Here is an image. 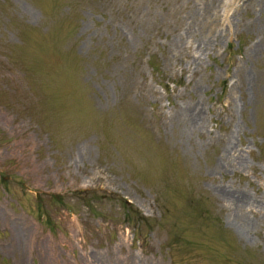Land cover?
<instances>
[{
    "label": "rangeland",
    "instance_id": "1",
    "mask_svg": "<svg viewBox=\"0 0 264 264\" xmlns=\"http://www.w3.org/2000/svg\"><path fill=\"white\" fill-rule=\"evenodd\" d=\"M247 2L206 19L202 0H0V264H264V14Z\"/></svg>",
    "mask_w": 264,
    "mask_h": 264
},
{
    "label": "bare ground",
    "instance_id": "2",
    "mask_svg": "<svg viewBox=\"0 0 264 264\" xmlns=\"http://www.w3.org/2000/svg\"><path fill=\"white\" fill-rule=\"evenodd\" d=\"M256 3L258 6V9L255 8V11H257L258 13H260L259 15H263L264 14V0H249V2H247L245 5L248 6L250 4H254ZM222 0H202V5L204 7V12L206 14V19H207V13L210 12L211 16L213 17L214 15L212 14V11H217V9L222 6ZM193 16V15H191ZM259 20L264 22V16L263 18L259 17ZM202 27H203V23L202 22H198ZM197 23V25H198ZM200 43H198V47L199 50H201V48H204L203 46H207L208 43L204 42L202 43V41H199ZM203 45V46H202ZM201 62V60H199ZM185 124L187 126V128L189 129H193L196 130L197 126L199 125L202 116L200 111L197 108H194L192 110H190L189 112H185ZM234 150L227 148L225 150V155L222 156V158L218 161L216 167H215V171L218 173H225V171L229 170L230 168L233 170L231 163L229 162V158H230V154H232ZM226 199L228 200V202L230 201L231 205L235 206V210L237 215H243V212H249L251 214H256L259 213L258 211H255L256 207H261L259 206V203H254L252 202V200L250 199L249 195H247L246 193H240L238 195H233L230 193H226L225 194ZM261 205V204H260ZM261 210H263V208H259ZM263 215V212H262ZM264 216V215H263ZM238 226L243 230V229H250L251 224L240 219L237 221Z\"/></svg>",
    "mask_w": 264,
    "mask_h": 264
}]
</instances>
